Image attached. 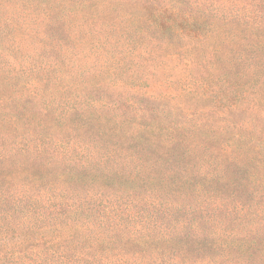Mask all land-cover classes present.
<instances>
[{
  "label": "trees",
  "instance_id": "trees-1",
  "mask_svg": "<svg viewBox=\"0 0 264 264\" xmlns=\"http://www.w3.org/2000/svg\"><path fill=\"white\" fill-rule=\"evenodd\" d=\"M67 1L58 13L59 0H0V41L33 43L35 55L52 60L56 44L121 20L118 8L137 16L126 33L142 43L135 56L145 62L154 52L186 54L180 71L204 75L195 80L215 75L233 89L264 85V77L256 78L264 75V28L219 15L217 3L116 0L110 8L106 1ZM74 5L81 11L72 13ZM48 46L53 55L45 53ZM128 64L120 58L108 65L124 74L114 84L103 76L102 83L121 89ZM97 67L91 80L100 77ZM1 75L0 67V127H7L0 133V264H264L263 234L235 233L216 221L221 192L232 198L262 183L261 175L249 180L246 172L259 161L244 152L260 154L264 138L231 126L202 139L195 125L160 124L155 108L120 112L112 101L96 105L89 96L61 108L35 105L23 95L5 96L18 75ZM93 88L99 93L102 86ZM155 99L147 92L141 101ZM233 212L225 208L224 215Z\"/></svg>",
  "mask_w": 264,
  "mask_h": 264
},
{
  "label": "rangeland",
  "instance_id": "rangeland-1",
  "mask_svg": "<svg viewBox=\"0 0 264 264\" xmlns=\"http://www.w3.org/2000/svg\"><path fill=\"white\" fill-rule=\"evenodd\" d=\"M59 1L63 9L57 12L63 13L68 1ZM100 1L111 3L110 8H113V2L116 0H94L96 4ZM117 1L123 5L129 0ZM206 3L219 4V15H230L236 17V20L246 21L249 29L264 28V0H207ZM78 6L74 5L72 13L81 11ZM118 13L122 16L121 20L117 19L119 23L117 20L107 19L104 20L103 29L97 33L78 34L76 39L68 43L56 44L58 58L52 60L46 56L40 59L35 55L38 47L33 43L10 47V42L0 41L1 76L8 78L18 75L10 80L12 87L8 91L4 90L5 96L14 99L23 95L25 98H31V104L35 105L51 101L59 108L71 105L82 96H89L96 105L112 101L115 109L120 112L130 107H136V110L139 106L155 108L158 112L156 120L158 119L160 124L172 125L180 122L189 129H193L195 125L201 129L199 134L202 139L209 136L211 129L218 131L224 127L231 130V126L250 131L256 140L264 138V85L259 81H252L248 85L239 84L233 89L225 87L215 75L204 82L195 80L194 78L204 75H185L180 71L185 67L186 54L175 56L154 52L151 60L145 62L142 57L135 56L141 52L142 49L138 45L142 43L138 39H130L126 33V29L133 31L134 26L131 24H135L137 16L130 15V10L123 13L117 8L116 14ZM100 23L101 21H96L97 25ZM49 47L45 53L53 55ZM120 58H126L129 62L125 75L127 78L124 86L115 90L106 87L107 81L102 80L103 76H106L109 82L114 84L118 81L117 77L124 74L117 67H107ZM96 64V74L100 77L94 76L95 79L91 80V68ZM260 77L264 75H256L257 79ZM94 82L102 86L99 93L94 91ZM147 92L156 99L142 102V96ZM3 93L0 90V96ZM134 93L139 95L132 98ZM136 122L139 125L142 120ZM6 129L5 124L0 127L2 136L5 135ZM18 130L21 132L23 127H18ZM189 133H192V130ZM52 134L61 135L57 130H53ZM164 134L158 135L161 141L167 140V135ZM156 136L148 135L146 139L153 141ZM3 147L0 143V149ZM261 151L260 154L244 152V155L259 161V166L249 168L246 174L250 175L251 182L252 177L258 179L261 175L262 183L257 181L255 189L249 187L235 193L232 198L225 197L229 190L221 192L219 196L218 203L222 204V208L217 212L220 215L216 221H220L235 233L264 235V149ZM21 164L20 162L18 166ZM87 186L89 188L90 184ZM247 192H250V195H247ZM225 208L236 212L229 218L224 215ZM125 223L128 228L132 227V222Z\"/></svg>",
  "mask_w": 264,
  "mask_h": 264
}]
</instances>
